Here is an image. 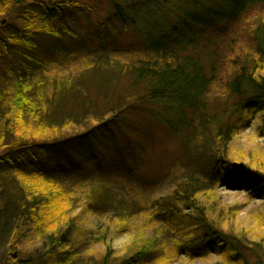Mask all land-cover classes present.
I'll list each match as a JSON object with an SVG mask.
<instances>
[{
  "label": "trees",
  "instance_id": "trees-1",
  "mask_svg": "<svg viewBox=\"0 0 264 264\" xmlns=\"http://www.w3.org/2000/svg\"><path fill=\"white\" fill-rule=\"evenodd\" d=\"M214 1L218 10L211 6H206L202 14L191 10L189 22L165 25L149 37L144 43L146 58L131 68L130 87L116 93L114 99L120 112L135 113L144 102L173 100L180 109L199 117L205 115L204 128L208 127L211 134L207 139L213 142L208 157L215 180L247 191L264 205V151L256 150L244 162L229 151L226 137V125L234 118L249 121L250 113L264 116V23L254 30L258 55L231 58L236 71L227 77L228 94L209 102V89L218 81L216 68L225 59L223 52L228 53L231 47L226 41L227 31L242 8L239 0ZM227 2L236 7L223 12ZM75 6L87 8L81 0H0V16H5L0 23V235L5 234L14 250L23 239L41 243L36 258L24 260L9 253L21 264L36 260L76 264L80 244L94 238L107 248L96 264H164L169 257L163 251L161 236L138 234L127 253L115 258L104 239L107 229L97 230L94 235L81 227L80 214H70L76 200L60 181L75 169L63 166L67 161L63 154L69 152L74 163L84 165L98 152L91 135L101 133V125L108 123L101 122L81 134H64L69 122L83 117L90 105L84 99L73 101L79 94L85 96L83 85L73 80L74 76L53 80L44 76L48 63L63 64L73 55L65 44L71 34L65 12ZM114 6L121 21L128 24L120 5ZM18 7L26 9L8 22L6 16ZM92 71L94 77L101 72L95 68ZM107 84L111 85L106 82L98 86L107 88ZM137 85L144 87L143 93ZM260 130L264 131V125ZM212 190L189 176L170 195L152 203L153 213L164 222L163 228L173 233L178 250L212 248L224 264H249V257L260 254L251 246L245 229L234 233L229 228L235 209L229 208L224 214ZM208 191L213 194L204 200ZM106 196L107 190L99 187L85 203L98 204ZM126 214L116 216L115 231L132 226L131 216ZM258 217L264 227V210ZM87 260L90 262V257Z\"/></svg>",
  "mask_w": 264,
  "mask_h": 264
},
{
  "label": "rangeland",
  "instance_id": "rangeland-1",
  "mask_svg": "<svg viewBox=\"0 0 264 264\" xmlns=\"http://www.w3.org/2000/svg\"><path fill=\"white\" fill-rule=\"evenodd\" d=\"M81 1L86 3L87 8L75 6L65 12L71 33L67 35L65 44L73 51V55L63 64L48 63L47 72L44 71L47 80L74 76L73 80L83 85L85 96L79 94L73 101L84 99L90 105L83 117L69 122L71 126L63 129L64 134H81L101 122H108L101 125V133L91 135L98 152L84 165L74 163L69 152L63 154L67 160L63 166L70 165L75 169L60 181L76 200L74 206H70V214H80L81 227L92 231L94 235L97 230L107 229L104 239L115 258L127 253L135 244L136 235H159L160 243L165 247L163 251L169 257V261L164 264H224L216 249L181 251L175 248L173 233L167 227L163 228L164 222L153 213L152 203L155 200L170 195L189 176H195L206 190L213 189L224 214L229 208L235 209L229 218V228L234 233L245 229L251 246L260 254V257H249L248 263L264 264V227L258 217L264 205L260 199L250 197L247 191L215 180L208 157L213 142L207 139V135L211 138V134L208 127L204 128L205 115L199 117L180 109L173 100L144 102L143 108L137 107L135 113L120 112L114 99L116 93L130 87L131 68L139 66L141 60L146 58L144 43L149 37L158 34L165 25L189 22L188 12L191 10L202 14L204 9L206 12V6L217 10L219 6H215L214 0ZM239 1L241 11L226 34V41L231 43V47L228 53L223 52L225 59L216 68L218 81L208 88L209 102L227 96V77L236 71L231 58L258 55L254 30L264 23V2ZM115 3L120 5V13L126 17L128 24L121 21ZM230 3L222 7L223 12L235 9L236 6L231 7ZM25 7H18L6 16L8 22L20 17ZM4 17L0 16V23ZM97 62L99 66H96ZM94 68L101 70L99 76L92 75ZM79 73L84 76L75 77ZM106 82L111 85L99 88L98 83ZM139 89L141 93L144 92V87ZM74 107L72 104L71 108ZM118 115L120 117H116ZM248 115H251L249 121L234 118L226 125L229 127L226 131L228 149L244 162L256 150L264 151V131L260 130L264 125V116ZM92 150L91 147L87 149L91 153ZM16 177L20 179L17 174ZM99 187L106 189L108 196L98 204H86L88 195ZM205 193L204 200L213 194L209 191ZM123 214L131 216L132 226L115 231V218ZM19 242L18 250H14L5 234L0 235V264H21L12 259L10 252L19 259L36 258L34 254L41 246L38 240L23 239ZM80 246V258L76 264H90L91 261L96 264L107 249L99 238L81 243ZM27 264L45 262L36 260Z\"/></svg>",
  "mask_w": 264,
  "mask_h": 264
}]
</instances>
